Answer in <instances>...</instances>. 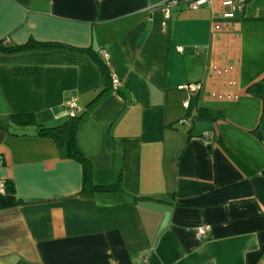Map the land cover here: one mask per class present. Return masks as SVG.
<instances>
[{
	"label": "crops",
	"instance_id": "0c3cea01",
	"mask_svg": "<svg viewBox=\"0 0 264 264\" xmlns=\"http://www.w3.org/2000/svg\"><path fill=\"white\" fill-rule=\"evenodd\" d=\"M160 1L0 0L2 44L89 48L120 79L105 88L79 50L0 49V180L23 201L0 208V264H264V96L249 90L264 80V0L232 18L221 0L166 18ZM16 66L39 67L40 85ZM70 97L93 183L125 193H82L81 164L37 134L70 118Z\"/></svg>",
	"mask_w": 264,
	"mask_h": 264
},
{
	"label": "trees",
	"instance_id": "16d2710c",
	"mask_svg": "<svg viewBox=\"0 0 264 264\" xmlns=\"http://www.w3.org/2000/svg\"><path fill=\"white\" fill-rule=\"evenodd\" d=\"M33 48H38V49L68 48L72 50H79L86 52L92 55V57L98 62L99 67L103 74L105 88L111 87V83H110L111 70L106 66L103 60H101L102 58L100 59L96 54V52L89 48L78 49L76 47L67 46L62 43L52 42V41L38 42L33 40L32 38L21 45H14V46H8L0 42V49L4 51H21V50H27ZM40 71H41L40 68L35 66H25V67L16 66V67H12L11 69V72L15 75L32 76L36 85H40L41 82ZM249 90L258 95L264 96V80L252 84L249 87ZM207 114L208 116L214 117V114L211 112H208ZM202 115L203 114L198 113L195 115V117ZM10 118L13 122L20 125H26L34 122V118L32 114L12 113L10 114ZM80 120H81L80 116L74 115V116H70L68 120L58 125H54L50 127L39 126L37 129V134H39L40 136L51 137L59 144L64 145L66 148L67 157L74 159L81 164L83 170L82 193L91 194L95 192L123 191L121 187L120 178H118L116 182L106 185H97L93 183L91 176L92 169L90 162L86 157V155L83 153V151L80 149L76 140V131ZM127 195L131 196L133 200L141 198L129 194ZM21 203H23V201L16 197L13 184L11 182L5 181V191L4 193H0V208L6 206H13Z\"/></svg>",
	"mask_w": 264,
	"mask_h": 264
},
{
	"label": "built area",
	"instance_id": "2783aa9c",
	"mask_svg": "<svg viewBox=\"0 0 264 264\" xmlns=\"http://www.w3.org/2000/svg\"><path fill=\"white\" fill-rule=\"evenodd\" d=\"M206 1L207 0H192L188 4V7L191 9H195V8H198L201 5L205 4ZM246 1L247 0H221L222 6L229 8L228 11L222 13V16L224 18H232L234 16L235 12L242 10ZM178 3H179V0H162L158 3L151 5L150 8L159 7L163 11L165 17L168 18L170 15L171 8L173 6L178 5ZM213 28L215 30L220 29V25L218 23H215ZM181 48L182 47H178V50L180 51ZM100 53L105 58H107L108 55H107V52L105 50H101ZM110 83H111V88L115 89V90H117L120 86V79L113 71L110 72ZM187 88L189 89L190 93H194V92L198 91V86L196 84H189V85H187ZM183 104L187 108L189 106V100L187 99L186 101H184ZM63 105L69 110L70 116L76 115V113L80 110V107L77 104L74 97H70L69 99H67ZM182 122L188 123V119L183 118ZM204 136L207 137L208 134L206 133V134H204ZM261 145H262V147H264V137L261 138ZM4 191H5V181L0 180V193H4ZM208 229H209V225H207V224L200 225V226H197L193 229V233L196 236V238H200L201 236H203L207 232ZM149 259H150L149 255L144 254L142 256L141 264H150Z\"/></svg>",
	"mask_w": 264,
	"mask_h": 264
}]
</instances>
